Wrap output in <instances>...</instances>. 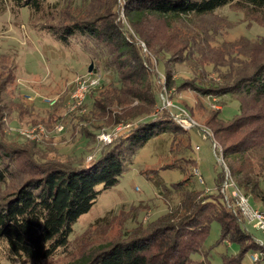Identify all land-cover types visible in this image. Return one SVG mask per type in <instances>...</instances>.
Here are the masks:
<instances>
[{"label":"trees","instance_id":"trees-1","mask_svg":"<svg viewBox=\"0 0 264 264\" xmlns=\"http://www.w3.org/2000/svg\"><path fill=\"white\" fill-rule=\"evenodd\" d=\"M12 1L18 7L28 8L44 17L55 0ZM56 1L67 4L69 18L61 24H46L42 29L56 37L64 47L70 48L74 41L80 40L89 44L87 39L93 42L92 53L106 47L110 49L106 67L114 69L116 81L109 85L100 82L92 87L86 97V101L92 99V106L85 101L70 114L77 122L75 126L79 128L81 139L87 140L86 157L62 153L53 136L41 141L24 138L29 145L11 148L12 151L0 142V243L5 245L9 261L41 264L66 250L75 223L90 212L104 191L120 182L137 151L151 138L174 131L178 146L173 151L180 152L187 144L183 143V138L179 139L186 129L175 121L171 112L156 111L160 92L156 89V76L148 54L143 51L144 46L158 56L170 55L168 62L175 65L173 68L167 67V61L161 62L167 89L177 86L199 91L204 96H236L241 105L240 114L227 122L220 112L214 113L207 121V127L222 148L234 186L241 193L260 200L264 206L261 186L264 181V37L256 42L246 37L221 42L225 48L222 47L219 53L231 63L220 64L221 56L218 60L202 57L204 53L214 51L215 45L208 42L209 48H204L205 34L194 26L196 18L214 15L226 6H235L251 14L255 23L264 27V0ZM121 11L124 20L120 18ZM181 22L183 33L175 27ZM96 53L101 57V53ZM196 53L202 57V63L195 65L201 68L198 70L202 71L200 76L203 75L204 82L197 83L192 76L190 81L179 83L174 79V67L191 60ZM3 69L0 95L15 80L14 67ZM184 106L193 115L191 109H195L194 106ZM28 108V115L24 112L19 116L17 123L21 127L42 123L52 131L67 116L59 114L54 118V113L59 111L56 105L44 112L39 109L37 113L35 105ZM6 112V106L0 105V129L6 120ZM33 113L41 119L25 121V117ZM120 125L125 127L117 131L115 128ZM70 131L69 125L64 123V130L56 133L61 135ZM101 133H110L112 140H101ZM17 155L26 159L23 163L27 177L12 192L3 194ZM5 157L10 161H5ZM185 160L192 169L196 168L194 159H181ZM176 163L178 161L170 166L174 167ZM223 172L216 178V193L184 189L190 178L174 184L175 190H181L177 195V206L143 224L134 236L101 248L78 264H206L192 256L203 252L215 221L221 226V242L237 243L242 247L239 255L225 257L224 264H242L249 251L259 254V260L254 264H264V245L249 233L236 200L232 198L233 205L228 206L224 198Z\"/></svg>","mask_w":264,"mask_h":264},{"label":"rangeland","instance_id":"rangeland-1","mask_svg":"<svg viewBox=\"0 0 264 264\" xmlns=\"http://www.w3.org/2000/svg\"><path fill=\"white\" fill-rule=\"evenodd\" d=\"M67 12V4L63 1H52L44 18L42 14H34L28 8L16 6L12 0H0V73L4 72L3 68L6 66L15 68V80L0 95V105L6 106L7 109L6 120H3L0 129V142L9 150L25 148L29 145V142L24 140L26 137L19 131L28 128L21 127L17 123L21 113L25 112L28 115L30 111L28 107L32 108L34 105L38 108L36 113L39 109L44 112L56 105L59 111L54 113V118L59 114H67L66 119L60 120L62 122L57 124L66 123L71 131L58 135L55 129L48 130L47 136L36 141L53 136V141L58 144L62 153L78 157L88 155L87 140L81 139V135L78 134L79 128L75 126L77 122L70 115L73 112L70 110L71 96L80 77L99 80L102 85H109L116 81V75L114 69L106 67V62L110 58L108 51L110 49L107 47L96 51L101 53L100 57L96 52L92 53V41L85 39L89 44H85L83 40L74 41L70 48L64 47L56 37L42 29L46 24H53L51 22L61 24L67 21L69 18ZM120 16L124 20L122 11ZM175 25L177 30L182 32L184 24L181 22ZM194 26L205 34V41L202 44L204 48H209L208 42L215 45L214 51L211 48L212 52L204 53L202 57L218 60L221 56L219 59L222 61L218 60L220 64L231 63L219 53L222 47L225 48L220 45L221 42H233L243 37L256 42L257 39L264 37V27L256 24L251 14L242 12L235 6H226L214 15L196 18ZM143 51L148 54V61L151 62L157 80L155 86L160 92L156 111L171 112L175 121L182 125L183 130L186 129L185 133L179 135V139L183 138V143L187 144L181 147L180 152L173 151V148L176 149L178 146L175 145L174 131L163 132L148 140L137 151L132 164L121 176L120 182L104 191L90 212L82 215L75 223L70 237L71 242L66 250L41 264H78L84 258L92 257L101 248L134 236L136 230L143 224L149 223L169 208L178 205L177 195L181 190L179 192L175 190L174 184L188 178L190 180L186 182L184 189L216 193L218 191L216 178L224 171V198L228 206L233 205L230 196L234 187L233 178L225 164L220 144L207 127V121L217 112L221 113L225 121H232L241 112L239 100L235 95L230 94L215 97L204 96L199 91L189 88L179 89L176 86L175 89H167L166 73L161 62L167 61V67L173 68L175 65L168 62L170 55L158 56L154 52L147 51L145 46ZM93 57L96 59L93 60ZM202 57L196 53L191 56V60L179 63L174 67V79L180 83L190 81L194 76L196 82L202 84L203 75L200 76L202 71L198 70L201 69L200 67L197 68V65L202 63L200 61ZM92 63L94 68L90 73L89 67ZM86 102L89 107L93 104L91 98ZM187 104L194 106L195 109H191L193 115L184 106ZM40 119L41 117L34 113L25 117V121L35 122ZM40 124L42 123L34 126ZM125 125L117 126L115 129L122 130ZM187 138H189L188 142H186ZM184 157L194 159L196 168L192 169L187 160L181 161ZM4 160L10 161L8 157ZM24 160L25 157L16 156V163L14 162L10 168L11 172L2 190L3 194L12 192L27 177ZM176 161H178L176 166L171 167L170 165ZM227 184L229 187L226 188ZM261 186L264 190V181ZM250 201L255 208H264L260 200L251 198ZM247 229L259 242H264V234L252 224L248 223ZM220 240L221 226L215 221L205 241L203 252L193 254L192 258L196 261H205L206 264H224L225 257L237 256L241 253V245ZM252 254L253 251L247 252L242 264H254L251 259ZM7 258L6 247L0 243V264H21L19 260L11 262Z\"/></svg>","mask_w":264,"mask_h":264},{"label":"built area","instance_id":"built-area-1","mask_svg":"<svg viewBox=\"0 0 264 264\" xmlns=\"http://www.w3.org/2000/svg\"><path fill=\"white\" fill-rule=\"evenodd\" d=\"M99 80L87 79L85 77H80L77 79L75 91L72 94V102H71V111L79 109L82 107L86 101V97L92 87L98 86ZM85 110H83L84 112ZM64 130L63 124H57L55 127V131L60 133ZM120 129H117L119 131ZM20 134L29 138L31 140H39L41 137H45L48 135L49 131L42 124L26 128L20 129ZM101 140L106 142H110L112 140L110 135L103 134L100 136ZM234 186V185H233ZM229 187V184L226 185V188ZM235 188V189H234ZM230 196L236 200V204L239 208H241L243 215L246 219V223H250L254 226L255 229L261 231L264 234V209L255 208L250 201V197L241 193L235 186L232 188V192ZM260 244L264 245V242H260ZM253 263H256L259 260V254L253 253L251 256Z\"/></svg>","mask_w":264,"mask_h":264},{"label":"water","instance_id":"water-1","mask_svg":"<svg viewBox=\"0 0 264 264\" xmlns=\"http://www.w3.org/2000/svg\"><path fill=\"white\" fill-rule=\"evenodd\" d=\"M93 68H94V64L92 63V64L90 65V67H89V72H90V73L93 72Z\"/></svg>","mask_w":264,"mask_h":264}]
</instances>
